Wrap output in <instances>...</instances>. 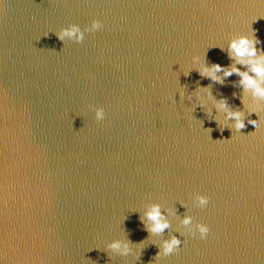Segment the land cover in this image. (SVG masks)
<instances>
[{
	"label": "water",
	"instance_id": "obj_1",
	"mask_svg": "<svg viewBox=\"0 0 264 264\" xmlns=\"http://www.w3.org/2000/svg\"><path fill=\"white\" fill-rule=\"evenodd\" d=\"M93 19L103 28L82 43L56 36ZM251 24L264 50V0H3L0 260L264 264V109L257 128L252 113L240 132L221 133L199 105L193 112L198 83L245 113L257 102L247 94L242 103L235 74L222 85L184 75L206 51L207 63L230 65L226 51L209 47H226ZM197 193L210 196L206 209L194 205ZM149 203L211 231L192 237L170 217V229L149 236L140 221ZM180 233L178 251L153 261L157 245ZM126 236L148 238L139 260L135 245L127 257L106 251Z\"/></svg>",
	"mask_w": 264,
	"mask_h": 264
},
{
	"label": "clouds",
	"instance_id": "obj_2",
	"mask_svg": "<svg viewBox=\"0 0 264 264\" xmlns=\"http://www.w3.org/2000/svg\"><path fill=\"white\" fill-rule=\"evenodd\" d=\"M3 5V0H0V6ZM260 18V17H259ZM256 18L254 21H256ZM253 21V22H254ZM252 22V23H253ZM103 28V24L100 19H93L90 25H86L81 28L79 24L73 23L67 27L60 29L56 32V36L59 40L65 42L73 41L75 43H82L85 40V33H95ZM261 41L257 38L255 30L250 25V30L241 34L233 35L227 46L223 45L212 47H219L221 51H226L228 58L231 60V64L228 66H222L219 63H207L206 54L203 59L199 55L192 57V67H189L184 71V75H190L192 70H196L201 78H208L212 83L224 84L225 80L233 74L239 77L238 84L242 89L241 101L247 106V94H250L254 103L249 106V111L245 113L239 109H234L228 103V99L221 96L217 99L211 90V83L207 86H200L198 83L197 88L188 95L189 101L192 97H195L197 103L193 104V112L197 105H199L207 114L210 120L216 122L221 133L225 128L240 132L241 129L246 127L245 120L247 116L252 113H256L259 117L255 120H248L249 124L258 127L260 122L259 112L264 109V104L258 103L264 101V50L259 49ZM238 65L243 67H238ZM181 96L184 92L180 93ZM235 95V94H234ZM209 102L211 106H209ZM213 108L216 110V114L213 115ZM95 119L96 121H102L105 119L106 112L103 107H95ZM203 124V121H200ZM209 134L212 129H206ZM232 138V137H231ZM230 140V139H224ZM210 196L206 194L197 193L193 198V203L197 208L206 209L210 203ZM180 205L186 209L189 208L187 202H180ZM170 217H178L179 224L192 237H199V239H206L211 231L210 226L207 223L196 221L194 223V217L191 214H184L182 217L177 214L176 208L165 209L160 203H149L145 206L143 212L140 215V221L143 223L145 230L149 233V236H162L165 230H168L172 226ZM184 233L171 234L167 238L163 239L158 246L159 251L153 261L158 260L160 257H166L176 251L182 246L184 240L181 238ZM148 239V238H147ZM146 239V240H147ZM146 240L138 243L132 242L127 236L122 239H115L106 246L107 252L116 253L120 256L127 257L133 253V246H137L139 251L136 252V259L139 260L142 250L145 248L144 243ZM0 264H4L3 260H0Z\"/></svg>",
	"mask_w": 264,
	"mask_h": 264
}]
</instances>
